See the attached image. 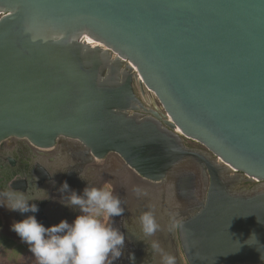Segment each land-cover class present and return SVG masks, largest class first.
<instances>
[{
  "label": "water",
  "instance_id": "1",
  "mask_svg": "<svg viewBox=\"0 0 264 264\" xmlns=\"http://www.w3.org/2000/svg\"><path fill=\"white\" fill-rule=\"evenodd\" d=\"M68 145L159 200L177 264H264V0H0V156Z\"/></svg>",
  "mask_w": 264,
  "mask_h": 264
},
{
  "label": "clouds",
  "instance_id": "2",
  "mask_svg": "<svg viewBox=\"0 0 264 264\" xmlns=\"http://www.w3.org/2000/svg\"><path fill=\"white\" fill-rule=\"evenodd\" d=\"M79 175L85 180L81 173ZM132 190L137 197L148 195L140 187ZM59 191L66 194L59 202L79 213L71 223L65 219L59 224L46 227L35 215H30L20 221L13 220L10 226L21 243L28 245L35 264H114L119 260L124 254L126 237L113 218L122 217L125 207L122 206L124 201L121 197L115 194L113 185L105 183L97 187L87 182L82 194H79L70 189L65 181ZM47 199L49 198H41L35 192L29 194L13 188L0 191V207L21 214L37 213L38 205L30 202ZM138 221L144 237H153L162 228L152 208L142 212ZM166 227L169 233H174L181 227L177 214H169ZM237 243L240 249L242 245L239 241ZM245 243L256 247L257 251L259 246H264L254 232ZM147 246L146 251L149 252L150 249L152 255H159V264H177V257L165 251L158 240H152ZM128 259L134 264L135 254H129ZM261 260L264 261L262 254Z\"/></svg>",
  "mask_w": 264,
  "mask_h": 264
},
{
  "label": "flooded vegetation",
  "instance_id": "3",
  "mask_svg": "<svg viewBox=\"0 0 264 264\" xmlns=\"http://www.w3.org/2000/svg\"><path fill=\"white\" fill-rule=\"evenodd\" d=\"M137 93L147 108L155 109L156 106L160 108V106L155 103L154 97L146 95L144 98L140 89ZM186 143L190 148L205 150L195 141L187 139ZM67 147L70 148V145ZM68 148H60V151L51 155L52 158L42 159L39 157L40 159L36 160L27 157V160H25L23 164H21L19 160L21 157L20 154H27V151L22 147H17L14 153L15 155L7 154L0 156V191L11 190L13 188L14 190H20L25 193L29 192V194L35 192L41 198H49L44 201H31L30 204L36 203L38 205L39 211L35 214L27 213V216L35 215L38 221L43 223L46 227L59 224L65 219L71 223L79 214L77 211L65 207L59 202L62 196L66 195L59 191L65 181L69 184L70 189L82 194L83 189L87 186V182L91 185L100 187L105 183H111L110 178H112V171L115 174L119 172L118 168H111V161H108V159L100 161L91 158L93 160V162H91L90 158L87 157L86 149L83 147L79 150ZM15 156L18 157V161L16 160L17 165H13ZM53 156L55 159H53ZM50 158L52 161H50ZM21 170L23 174L18 175V171L21 172ZM79 173L83 175L86 181L80 178ZM106 176H109V178H105ZM120 176L121 179L118 184H111L114 187L115 194H117L119 185L124 189V193L122 192V201H124L122 206L125 207V212L122 217H114L113 219L116 221V226L125 233L127 241L132 244L141 245L145 249L147 248V244L152 240H158L160 243L168 241L166 238H160L159 231L153 237L143 236L138 217L142 212L152 208L159 223L160 211L156 207L157 205L155 206L156 201L159 200L153 199L149 202V200L146 199L145 201L143 197H137L134 192L132 196L125 188L127 186H130L132 189L134 187H141V181L134 177L128 178L126 175ZM19 180H21L20 182L22 183L17 182ZM36 187L46 191V193L40 192ZM142 205H145L147 208H142ZM18 215L19 212H10L0 207V232L3 233V240L20 239L15 232L10 230L13 220L17 221ZM165 218L167 219V217ZM165 218L164 220H166ZM138 261L142 262L140 264H159V255L150 254V257L146 259H136L134 264H139Z\"/></svg>",
  "mask_w": 264,
  "mask_h": 264
},
{
  "label": "rangeland",
  "instance_id": "4",
  "mask_svg": "<svg viewBox=\"0 0 264 264\" xmlns=\"http://www.w3.org/2000/svg\"><path fill=\"white\" fill-rule=\"evenodd\" d=\"M154 101L160 106L157 99ZM2 237L3 233L0 232V264H35L27 244L21 243L20 239L5 241Z\"/></svg>",
  "mask_w": 264,
  "mask_h": 264
},
{
  "label": "bare ground",
  "instance_id": "5",
  "mask_svg": "<svg viewBox=\"0 0 264 264\" xmlns=\"http://www.w3.org/2000/svg\"><path fill=\"white\" fill-rule=\"evenodd\" d=\"M87 41L92 44L93 46L97 45L96 42H94L92 39H90L89 37H87ZM176 131L180 132L178 129H176Z\"/></svg>",
  "mask_w": 264,
  "mask_h": 264
}]
</instances>
